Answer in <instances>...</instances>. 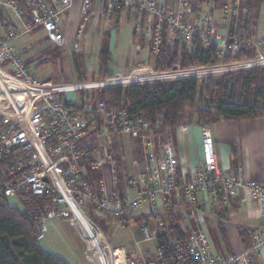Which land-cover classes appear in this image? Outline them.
Wrapping results in <instances>:
<instances>
[{"label": "built area", "instance_id": "obj_1", "mask_svg": "<svg viewBox=\"0 0 264 264\" xmlns=\"http://www.w3.org/2000/svg\"><path fill=\"white\" fill-rule=\"evenodd\" d=\"M25 1L28 9L20 0H0V7L20 24L18 30L0 14V197L16 199L34 218L40 230L38 241L45 238L47 223L58 221L79 234L90 264H253L260 259L264 230L249 231L250 249L218 255L208 233L193 228L191 218L199 223L198 209L207 201L223 207L237 201L245 206L256 203L264 218V185L249 178L242 167L222 169L209 127L199 128V162L183 163L169 141L171 131L152 127L142 113H131L128 106L109 109L91 92L77 99L67 97L71 92L91 91L88 85L38 81L24 60L30 46L20 48L18 43L41 29L47 42L65 48L62 17L75 0ZM219 3L83 0L82 21L70 48L79 52L80 40L103 20L108 27L134 23V34L143 42L138 50L147 58L161 53L166 35L167 50L177 49L178 54L183 47L188 52L197 46L204 51L216 47V58L225 60L244 49H254L264 59V36L242 33L246 20L240 17L241 0ZM218 8L222 12L220 29ZM247 12L243 6V17ZM219 65L223 64L215 67ZM138 69L150 70L145 66ZM176 71L179 69L171 73ZM187 130V125H180L182 135ZM124 138L129 139L128 144ZM128 153L140 157L132 174L126 170ZM87 169L100 173L97 187L91 184ZM177 208L189 228L185 241L169 233L168 220ZM94 213L110 230L137 227L136 253L114 247ZM143 245H152L153 250L144 251Z\"/></svg>", "mask_w": 264, "mask_h": 264}, {"label": "trees", "instance_id": "obj_2", "mask_svg": "<svg viewBox=\"0 0 264 264\" xmlns=\"http://www.w3.org/2000/svg\"><path fill=\"white\" fill-rule=\"evenodd\" d=\"M263 1L241 0L248 9L247 17H250L252 11H257ZM20 3L28 9L25 0H20ZM215 51L216 47L204 51L197 46L193 52H188L187 48L183 47L178 54L177 49L167 50V36L164 35L161 53L150 54L146 67L152 63L153 72L158 74L173 72L175 68L185 71L195 67H212L218 64L247 61L257 56L254 49H244L234 59L228 57L225 60H218ZM110 61L109 50L100 52L98 81L115 77L116 74L108 70ZM77 67L80 82H87L80 66ZM140 67L143 66H138ZM247 67L241 64L233 68ZM231 69L228 67L227 71ZM97 99L104 101L109 109L128 106L131 113H142L152 127L159 126L162 131L170 130L172 135L182 125L185 115H189L192 124L199 128L210 127L221 121L240 122L264 118V69L228 74L220 78L209 77L205 80L189 78L105 88L99 91ZM118 159L120 162L119 157ZM87 171L91 184L97 187L100 173L90 172L89 169ZM168 226L171 235L182 241L186 240L189 228L185 227L178 208L170 216ZM218 228L221 236L226 240V232L221 222L218 223ZM39 235L38 223L26 210L12 207L9 199L0 197V264H69L62 258L43 250L39 245ZM240 236L245 244L244 249H250L249 231L241 229Z\"/></svg>", "mask_w": 264, "mask_h": 264}, {"label": "rangeland", "instance_id": "obj_3", "mask_svg": "<svg viewBox=\"0 0 264 264\" xmlns=\"http://www.w3.org/2000/svg\"><path fill=\"white\" fill-rule=\"evenodd\" d=\"M243 3L239 7L240 17L245 18L246 22L242 26V33L251 37H263L264 36V1L258 7L257 11H252L250 17H243ZM254 10V9H253ZM0 13L2 10L0 8ZM254 13H257L255 16ZM105 24V22H104ZM64 32V31H63ZM35 40L31 36H27L21 41L20 44H27L29 41ZM138 38L134 34V23L125 22L118 28L105 29L100 31L98 34L86 33L85 36L80 40V49L79 52H73L69 47L61 48L60 46L55 47L49 44V42L41 41L33 45L32 49L24 55V60L31 59L30 70L35 74L38 81H52L55 85L62 86H81L88 85L92 89L91 91L79 90L76 92H71L67 94L69 99L81 98L84 95H88L91 92L93 98L99 97V91L105 88L112 87H127L133 84H117L116 82L123 81L124 79L132 78L133 74L130 73L133 68L136 66H146L147 57L144 51L137 52L136 45L138 44ZM143 44V42H141ZM140 46V45H139ZM44 49V50H43ZM43 50V51H42ZM105 50L110 51L111 61L108 65V70L111 73L116 74L114 78L108 79L105 81L100 80L99 75V54ZM264 57V49L262 51ZM257 55V54H256ZM237 57V55L235 56ZM235 57H232L234 59ZM136 59V60H135ZM262 60L257 55L255 59L247 61L232 62L229 64L219 65L218 67L213 66V69H208L205 71H196L200 70L193 68L195 72H187L186 78L175 79L173 81L189 78H199L205 80L209 77L220 78L224 75L234 74L239 72H248L254 69L263 68L264 62L257 63L256 61ZM252 66H250V64ZM247 65V68L235 69L234 66L237 65ZM80 66L82 73L85 75L87 82H80L77 72V66ZM141 67V68H143ZM150 70L152 69L153 64H149ZM228 67H231V71H227ZM138 69V68H137ZM235 69V70H234ZM153 71V70H152ZM189 71V70H188ZM183 70L176 71V73H181ZM120 74H123L122 77ZM130 73V74H129ZM170 73V74H166ZM154 75L160 76L159 79L171 78L173 75L171 72H161ZM128 75L127 77H125ZM202 75V76H196ZM157 77H155L156 79ZM152 81L142 84H151L160 82ZM100 83H104L103 87H99ZM111 83H116L114 86H111ZM139 85V84H138ZM97 87V88H95ZM189 115H185V119L182 120L184 125H193ZM199 128V127H198ZM199 137H202L200 129H198ZM176 136H172L173 138ZM125 143L128 144L129 139L124 138ZM176 142V140L174 141ZM166 143H168L166 141ZM120 158V157H119ZM140 162V157L136 154L128 153L126 157V170L129 174H132L136 171L137 163ZM9 204L12 207L24 210V207L14 198L9 199ZM198 209V208H197ZM198 216L200 218L199 223H196V218H191V223L193 228H201L205 230L213 240H217V234L214 226L208 225L205 222L207 215L198 209ZM95 221L106 231L109 241L114 247H124L129 246L134 243L135 240L140 237L139 229L136 228H122L121 226L117 227L114 230H110L107 227L106 221L100 219L98 213H94ZM215 220L221 221L222 219L215 217ZM226 227L229 230V227H234L233 222L227 218L225 221ZM48 231L45 234V238L40 241L39 245L43 250L50 252L51 254L62 258L67 261L69 264H89L84 257V245L79 238L77 232L70 227L67 223L50 221L47 223ZM145 246V245H143ZM142 246V247H143ZM213 248V247H212ZM217 252L214 249L213 252Z\"/></svg>", "mask_w": 264, "mask_h": 264}, {"label": "crops", "instance_id": "obj_4", "mask_svg": "<svg viewBox=\"0 0 264 264\" xmlns=\"http://www.w3.org/2000/svg\"><path fill=\"white\" fill-rule=\"evenodd\" d=\"M158 1L162 2L164 0ZM222 1L223 0H220V3ZM82 3L83 0H75L72 8L66 13H64L62 17L61 28L62 31H64L63 33L66 36L67 47L69 48L76 41L78 29L82 21ZM1 10L2 14H0L3 16L5 21L9 24L14 25L16 29L19 30L20 24L14 18L13 14L7 9L1 8ZM221 15V8H218L216 12V22L219 29L222 26ZM254 15L256 16L257 13H254ZM124 23L122 22L114 27H108L106 23L104 24V21L101 20L99 25L94 30H90L87 33L90 32L93 34H98L100 31H104L105 29L118 28ZM29 36L33 37L35 40H31L27 42V44L25 43V45L21 43L20 46L22 48L30 46L31 50L33 45L41 41L47 42V38L41 29L35 30ZM24 38L21 41H23ZM137 38L139 43L136 45V50L137 52H142L141 50H138V47L142 45V39L139 37ZM30 50H28L25 54H27ZM30 63L31 59L27 60V64L29 67ZM137 68L138 66H135L130 73H133ZM118 74L124 77L123 74ZM127 76L128 75H126L125 77ZM155 77L157 78L155 79ZM159 77L160 76L157 75H151L149 77L141 78L132 77L124 79L123 81H120L118 83H147L162 80L159 79ZM104 85V83H100L99 87H103ZM187 126L188 130L184 135H182L178 129L176 133H173L170 136L169 141L177 150L181 162L184 163V160H187L189 163H192L194 165L199 162V144L201 138L199 137L200 133H197V131L199 132V128L197 126ZM209 132L215 140V148L222 169L232 171L238 169L239 167H242L245 174L249 178H251L256 183L264 185V118L245 120L240 122L221 121L217 124L210 126ZM173 135H175L176 137L173 138L172 141ZM175 140L176 142H174ZM199 210H201L207 215V217L204 218L205 222L208 225L215 227L216 234L218 237L217 240L211 239L210 235L208 234L212 243L213 251L214 249L217 250V252L215 251L214 254L230 255L235 253H241L243 250H245V244L243 243V239L240 236L241 229H246L247 231L264 230V218L261 217L256 203H252L249 206H245L241 201H237L230 206L223 207L207 201V203L204 206H201ZM215 217L222 219L221 221L223 222L225 221V219L227 220L228 218L234 224V227H229L228 230L225 223H223V227L226 232V240L221 236V232L218 228V223L221 221L215 220ZM121 248L127 249L130 254H133L134 252L136 253V248L134 247L133 243L129 246H124ZM141 248L144 251L153 250L152 245H145ZM253 264H264V249L261 251V258L256 259Z\"/></svg>", "mask_w": 264, "mask_h": 264}, {"label": "bare ground", "instance_id": "obj_5", "mask_svg": "<svg viewBox=\"0 0 264 264\" xmlns=\"http://www.w3.org/2000/svg\"><path fill=\"white\" fill-rule=\"evenodd\" d=\"M257 63H263L264 60H258L256 61ZM250 64V63H249ZM250 66H252L250 64ZM205 70H208V69H202V70H196V71H205ZM189 72H195V71H189ZM186 73L187 72H181V73H174L173 75H171V78H166L167 80H175V79H180V78H185L186 77ZM196 76H202V75H196ZM165 79V80H166ZM137 84H141V83H137Z\"/></svg>", "mask_w": 264, "mask_h": 264}, {"label": "water", "instance_id": "obj_6", "mask_svg": "<svg viewBox=\"0 0 264 264\" xmlns=\"http://www.w3.org/2000/svg\"><path fill=\"white\" fill-rule=\"evenodd\" d=\"M174 70H177V68H175ZM151 75H153V73L149 69H138L133 72V76L135 78L149 77Z\"/></svg>", "mask_w": 264, "mask_h": 264}]
</instances>
